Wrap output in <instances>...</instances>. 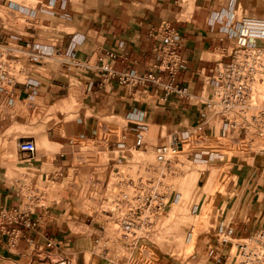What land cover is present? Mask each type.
<instances>
[{"label":"crops","instance_id":"0c3cea01","mask_svg":"<svg viewBox=\"0 0 264 264\" xmlns=\"http://www.w3.org/2000/svg\"><path fill=\"white\" fill-rule=\"evenodd\" d=\"M232 1L113 0L111 4L98 9L88 8L96 15L91 16L89 21L83 18L87 21L85 24L83 21L78 23L79 15H76L78 31L61 37L38 34L39 29L34 21H42L39 12L23 5L24 13L32 20V25L28 27L32 31L18 36L8 34L4 27H0L4 32L3 40L23 45L34 41L44 52L67 50L72 43H76L80 60V64L69 66L52 56L35 65L32 75L40 81L39 97L52 107L59 108L70 97L73 84L82 86L86 95L76 116L64 120L65 133L57 135L55 129L50 128L43 135L44 141L58 144L59 149H50L41 155L38 151L34 156L37 159L30 161L34 157L28 158L18 148L20 163L15 168H26L22 176H10L8 167L0 166V207H24L22 189L39 187V178L44 174L52 179L68 177L71 165L75 162L74 154L80 146L75 138L98 140L102 118L125 120L121 139L132 140L141 131L146 151L154 150L202 123L210 124V129L206 128V131L211 135L216 134L217 124L221 125L220 133H223L221 121L205 108L204 97L212 91L208 80L212 69L216 63L230 59V52L235 45L234 32L239 19L235 18ZM11 4L21 6L14 1L6 5L10 7ZM46 11L62 18L55 15L56 10ZM170 26L176 28L181 36L184 63L178 72L177 81L191 93L189 98L177 93L165 97L163 86L147 84L132 87L122 84L118 79L103 82L99 68L102 63L108 62L119 71H147L158 59L155 50L157 41ZM139 93L144 96L139 97ZM26 95L22 86L14 104L22 101ZM14 111L12 109V113ZM118 140L115 134L103 140L107 145L110 164L125 160L121 151L112 149ZM255 169L260 172L258 178L241 185L245 188L243 196L247 199L244 203L248 211L240 215L237 222L229 223L241 234H251L264 228L263 159L256 163ZM57 172L61 175L56 176ZM74 198L73 195H67L60 201L45 196L44 205L37 207L31 214L35 225L22 226L17 239L13 237L11 227L9 231H0V264H99L97 256L88 260L82 234L79 235L63 221L64 214L69 211L74 213ZM221 223L218 229L225 220ZM49 241L55 244L50 246Z\"/></svg>","mask_w":264,"mask_h":264},{"label":"rangeland","instance_id":"374dc122","mask_svg":"<svg viewBox=\"0 0 264 264\" xmlns=\"http://www.w3.org/2000/svg\"><path fill=\"white\" fill-rule=\"evenodd\" d=\"M9 1L39 12L42 21L35 20L36 17L31 15L35 18L38 34L61 37L78 31L76 15H79L78 23L83 21L85 24L87 21L83 18L89 21L91 16L96 15L88 8L98 9L111 4L113 0H0V27H4L8 34L21 36L28 30L32 31V28H28L32 20L28 19V14L8 7L6 4ZM232 2L236 20L243 15H264V0ZM46 9L56 10L55 15L62 18L48 13ZM261 77L264 78V73ZM85 95L82 86L73 84L70 97L59 108L52 107L42 97L18 101L14 106L5 103L0 109V166L8 167L10 176H22L26 171L25 167L21 170L15 168L20 163L17 150L21 136L36 138L39 155L50 149H59L58 144L44 141L43 135L50 128L55 129L57 135L65 133L64 120L76 116ZM143 96V93H139V97ZM253 101L264 103V86L255 85ZM124 124L122 118H102L98 140L75 138L80 142L78 150L82 147V151H78L81 158L89 155L84 157V161L75 158L80 168L79 174L76 172L80 186H71L72 174L69 178L52 179L46 174L39 178V187L46 197L52 196L62 201L67 195L74 194V213L69 211L64 214L63 221L79 235L82 234L88 260L97 256L99 264H232L237 247L232 248L231 242L223 239L218 227L224 220L225 227L231 221L237 222L240 215L247 213L244 203L247 199L243 196L245 188L241 185L258 178L260 172L255 165L264 160V154L257 152L255 147L234 151L227 145L224 149L227 157L219 163L193 161L183 152L171 161V165H165L157 163L154 150L138 149L132 156H126L125 160L110 164L107 145L103 140L111 134L121 139ZM220 130L221 125L217 124L216 134L210 136L207 144L218 146L217 142L225 141ZM95 145H101L100 154L91 150L96 149ZM191 148L192 144L188 143L186 149ZM235 154L239 157H235ZM36 159L34 157L30 161ZM139 162L151 166V169L145 170ZM140 174L151 175L157 191L170 195V198L166 210L149 221L146 230L140 232L139 236H126L116 215V202L122 190L129 191L130 186L127 181L121 186L117 182L128 175L137 179ZM89 176L95 180L92 186L85 184ZM106 181H109L107 187L104 186ZM104 209L112 210L115 214L106 213ZM85 213L93 214L95 220L87 219ZM102 224L106 227L104 232L97 230ZM235 235L241 240L249 234L237 233L236 229ZM237 239L234 241H239ZM217 252L218 255H215Z\"/></svg>","mask_w":264,"mask_h":264},{"label":"built area","instance_id":"2783aa9c","mask_svg":"<svg viewBox=\"0 0 264 264\" xmlns=\"http://www.w3.org/2000/svg\"><path fill=\"white\" fill-rule=\"evenodd\" d=\"M10 7L25 12L23 5L17 7L11 4ZM2 35L4 32L0 28V109L5 103L15 105L14 99H18L22 86L27 92L22 102L39 97L40 81L32 75V70L46 57L53 56L69 66L80 64L76 43H72L67 50L44 52L34 41H28L23 45L3 40ZM234 35L235 45L230 52L231 57L228 61L216 63L208 77L212 91L210 95L204 97L205 108L213 113L212 115L217 116L223 124L222 137L225 141L217 142L218 146L207 144L212 136L206 131V128L210 129V124L202 123L187 129L184 135H178L177 138L154 149L157 163L171 165V161L183 152H186L187 157L193 161L219 163L227 157V152L224 150L227 145L234 151L250 150L255 147L257 152L264 154V103L253 101L255 85L264 73V15L241 16ZM181 48V36L176 28L170 26L157 41L155 50L158 59L147 71L144 73L135 69L119 71L106 62L99 66L101 77L103 82L118 79L122 84L132 87L147 84L163 86L165 97L177 93L181 97L189 98L191 93L177 81L178 72L184 63ZM188 143L192 144L190 150L186 149ZM100 146L95 145L96 149L91 150L100 154L102 152ZM18 148L28 158L34 157L38 152V145L31 136H21ZM145 148L146 142L141 131L132 140L119 139L112 146V149L121 151L124 157L132 156L135 150H145ZM78 151H82V147L74 154L75 158L80 159L81 155ZM234 156L239 157L238 154ZM84 157L81 158L82 161L86 160ZM139 163L145 170L151 169V166ZM79 171L78 165L72 163L71 172L67 176L69 178L72 174L73 188L81 184L78 180ZM60 175V172L56 173V176ZM93 180L94 177L89 176L85 184L92 186ZM126 181L130 190H122L117 197L116 215L124 235L137 236L148 228L149 221L166 210L170 195L157 191L149 174H140L137 179L132 175L123 176L117 183L121 186ZM108 184L109 181H106L104 186L107 187ZM70 195L74 196V194ZM22 196L25 200L24 207H0V231H9L11 227L13 237L16 239L20 236L22 226L35 225L31 214L37 207L44 205L45 192L40 187L31 186L22 189ZM91 198L97 200L93 196ZM104 211L111 215L115 214L112 210L104 209ZM85 215L87 219H95L93 214L85 213ZM105 228L102 224L99 231L104 232ZM219 233L224 236L225 241L231 242L232 248L235 245L237 247L232 257V264H264V228L241 240L236 238V227L233 225L226 227L221 225ZM16 239L13 240V244L16 243ZM234 239L239 241L236 242ZM48 244L51 246L55 242L49 241ZM215 255H218V252Z\"/></svg>","mask_w":264,"mask_h":264},{"label":"bare ground","instance_id":"6f19581e","mask_svg":"<svg viewBox=\"0 0 264 264\" xmlns=\"http://www.w3.org/2000/svg\"><path fill=\"white\" fill-rule=\"evenodd\" d=\"M263 79H264V78L261 77V78L257 81V86H258V87H261V86L263 87V86H264V81H263Z\"/></svg>","mask_w":264,"mask_h":264}]
</instances>
